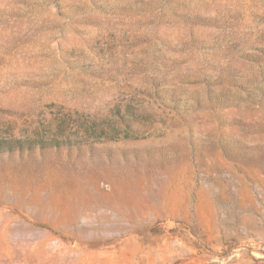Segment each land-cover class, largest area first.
Listing matches in <instances>:
<instances>
[{"label": "rangeland", "instance_id": "374dc122", "mask_svg": "<svg viewBox=\"0 0 264 264\" xmlns=\"http://www.w3.org/2000/svg\"><path fill=\"white\" fill-rule=\"evenodd\" d=\"M0 264H264V0H0Z\"/></svg>", "mask_w": 264, "mask_h": 264}]
</instances>
